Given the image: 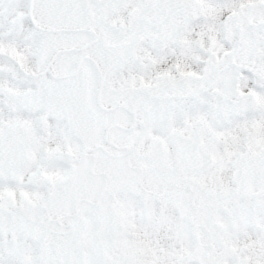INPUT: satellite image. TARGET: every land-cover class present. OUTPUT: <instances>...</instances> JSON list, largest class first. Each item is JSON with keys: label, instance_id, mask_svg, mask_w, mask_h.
Instances as JSON below:
<instances>
[{"label": "snow or ice", "instance_id": "1", "mask_svg": "<svg viewBox=\"0 0 264 264\" xmlns=\"http://www.w3.org/2000/svg\"><path fill=\"white\" fill-rule=\"evenodd\" d=\"M0 264H264V0H0Z\"/></svg>", "mask_w": 264, "mask_h": 264}]
</instances>
